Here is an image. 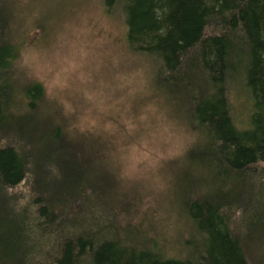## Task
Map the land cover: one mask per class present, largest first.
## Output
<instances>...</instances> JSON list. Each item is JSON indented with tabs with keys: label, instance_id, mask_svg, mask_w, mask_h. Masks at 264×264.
<instances>
[{
	"label": "trees",
	"instance_id": "1",
	"mask_svg": "<svg viewBox=\"0 0 264 264\" xmlns=\"http://www.w3.org/2000/svg\"><path fill=\"white\" fill-rule=\"evenodd\" d=\"M102 3L119 5L128 48L150 61L152 86L196 134L177 180L188 224L180 255L119 223L104 146L71 135L44 108L40 83L16 79L0 10V264H264V97L258 104L249 85L258 68L264 75V0ZM232 94L248 99L246 126ZM217 242L230 251L213 252Z\"/></svg>",
	"mask_w": 264,
	"mask_h": 264
},
{
	"label": "rangeland",
	"instance_id": "2",
	"mask_svg": "<svg viewBox=\"0 0 264 264\" xmlns=\"http://www.w3.org/2000/svg\"><path fill=\"white\" fill-rule=\"evenodd\" d=\"M0 5L4 34L18 48L16 79L41 84L44 108H52L71 135L102 143L119 223L161 241L165 255L179 256L188 224L180 214L177 180L196 134L152 86L150 61L128 48L119 5L110 10L102 0H0ZM258 70L249 85L261 104L264 75ZM247 100L230 97L241 126ZM259 167L264 169V157ZM27 186L16 189L25 201ZM212 247L230 251L218 242Z\"/></svg>",
	"mask_w": 264,
	"mask_h": 264
}]
</instances>
